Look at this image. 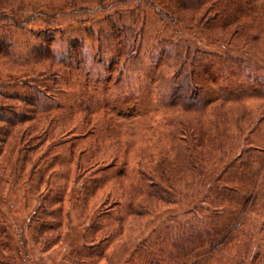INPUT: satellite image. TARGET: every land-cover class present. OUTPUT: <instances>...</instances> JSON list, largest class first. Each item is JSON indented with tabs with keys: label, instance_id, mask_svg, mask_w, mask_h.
I'll list each match as a JSON object with an SVG mask.
<instances>
[{
	"label": "rangeland",
	"instance_id": "1",
	"mask_svg": "<svg viewBox=\"0 0 264 264\" xmlns=\"http://www.w3.org/2000/svg\"><path fill=\"white\" fill-rule=\"evenodd\" d=\"M239 2L225 9L229 18L237 15L230 26L203 30L184 27L180 20L193 15L167 0H0V41L9 35L18 53L14 63L0 54V84L37 69L19 48L58 24L62 34L52 46L63 51L66 39L82 40L96 87L83 103V82L60 78L48 85L57 111L42 123L55 137L45 148H54L38 149L24 167L17 149H6L0 264H147L141 242L162 223L189 221H201L206 231L174 264H217L210 237L219 240L243 216L207 211L201 198L216 175L197 177L190 168L199 160L189 159V152L214 149L208 140L218 136L221 149H259L251 155L264 161V0ZM247 3L255 8L237 13ZM118 24L122 34L114 33ZM133 25L135 34L144 31L137 41L142 47L126 60L120 48ZM90 28L95 37L87 35ZM114 58L126 65L119 81L103 72V62ZM175 166L185 170L183 178L171 173ZM146 188L163 200L145 194ZM44 208L50 215L41 219ZM188 208L203 218L192 220L184 214ZM95 246L93 257L84 259L82 252Z\"/></svg>",
	"mask_w": 264,
	"mask_h": 264
},
{
	"label": "trees",
	"instance_id": "2",
	"mask_svg": "<svg viewBox=\"0 0 264 264\" xmlns=\"http://www.w3.org/2000/svg\"><path fill=\"white\" fill-rule=\"evenodd\" d=\"M167 1L172 2L174 5L176 4L180 9L194 16L184 17L180 20L184 27H199L206 30L215 27L223 28L226 25L230 26L236 20L237 15L229 18V15L225 14V9L234 3L240 4L239 1L241 0ZM207 2L212 3L206 9H203V5ZM246 6V9H240L237 13L244 10L250 11L255 8L249 3ZM173 14L177 20L176 13L173 12ZM197 15L199 16L196 18ZM55 25L53 28L45 27L40 29L36 34L37 40L33 43L26 42L25 45L19 48L21 57L27 62L37 65V69L33 73L28 71L27 77L13 78V80L7 81L5 83L6 86L3 83L0 84V199L3 194L1 191L6 182V170H8L7 157L5 156L6 149L7 152H9V149H17L18 159L16 161L23 164L24 167L25 163L29 161L28 157L38 149L54 148V145L45 148L47 141L54 136L51 130L48 129L49 124L47 123L45 126L42 123V120L55 117L54 114L57 111V108H51V105L56 104L57 101L56 98L52 97L53 88L52 91H49L47 86L52 83L58 84L60 78L64 82L77 79L83 82L85 86L82 87L85 94L80 99L83 103H86L85 98L89 92L96 89L93 85L94 82L91 80V76L95 73V68L86 59V49L82 44V40L68 38L64 42L67 49L60 51L53 47L51 43L52 40H57L56 35L62 34L60 29H58L60 25ZM131 27L126 28L127 32L124 35L126 42L120 48L121 54L125 56L126 60L131 59L136 53L141 51L142 46L137 41H142L144 36L143 29H136L135 34L134 25ZM114 29H116L115 34H122V31L125 30L120 24L115 25ZM95 32L91 28L86 30L89 37H95ZM9 39L11 38L8 35L7 38H3L0 41V54L4 57V60L14 63V58L17 57L18 53L15 43ZM158 45L155 47H158ZM124 47L128 49L124 51ZM160 53L166 54L164 52ZM118 64H120L119 70L116 68ZM102 67L108 78L115 77V81L122 79L126 69L125 63L117 58H114L112 63L111 60L103 62ZM31 69L29 68V70ZM113 72L117 73V76H113ZM11 84L19 90L9 89L8 87ZM195 102L196 99L193 98V102L190 101L188 104L193 106ZM199 108L192 107V109ZM85 111L88 113V110L85 109ZM61 112L63 113H57L59 114L58 117L68 116L65 111ZM64 119L65 121L63 122H66V117ZM49 120L52 121V119ZM31 121H33L32 124H27ZM217 138L218 136L208 140V144L212 145L214 149H203V153L201 150L195 152V150L191 149L189 159L198 158L199 162L192 161L193 166L190 170L197 177H203V179L211 173L216 175L214 182H209L210 185L206 197L201 198L207 205L209 213L215 215L223 212L226 214L230 211V215L233 216L232 219H235L238 213H241L243 217L235 225L232 224V226L226 227L224 231L222 230L223 235L219 240L216 239V236L210 237L211 244L209 245H211V251L209 252L213 258L212 261L214 260L213 262L217 264H264V161L261 158H253V155H251L252 152L259 149L238 150L231 149L229 146L227 150H224L221 149L224 144L222 145ZM90 145H92V142L87 147ZM94 146L96 145L94 144ZM87 147L84 149H92ZM245 155L248 156V159ZM229 156H231L229 158L231 160L225 162L226 157ZM19 158L23 159L19 160ZM220 163H222L221 167L216 169V165ZM213 168L215 171H212ZM171 173L178 175L176 178H183L185 170L175 166ZM176 188L179 190V187ZM144 193L154 199L163 200V197L154 193L153 190L144 189ZM171 202L175 204L174 200ZM51 203L55 204L54 206H58L57 200H54V198ZM48 206L50 207V202ZM49 210V208L43 209L40 213L41 219L44 218V214L50 215ZM184 214L190 216L192 220L203 218L200 211L194 208H188ZM43 226L44 224H41L39 227L38 234L42 231ZM1 228H3L2 225H0V234L3 232L5 235V231ZM203 228L201 221H189L187 224L184 222L162 223L159 228L152 231V235L149 238L141 242L140 252L146 254L147 264H174L176 259L183 255V251L192 239H196L200 235V241L202 240L203 232L206 231ZM98 248V246L87 248L86 251L82 252L83 258L88 257V259H91L93 257L92 252ZM170 250L174 254H170ZM96 252L97 254L101 253L98 250Z\"/></svg>",
	"mask_w": 264,
	"mask_h": 264
}]
</instances>
